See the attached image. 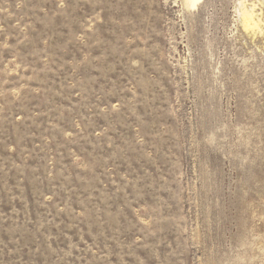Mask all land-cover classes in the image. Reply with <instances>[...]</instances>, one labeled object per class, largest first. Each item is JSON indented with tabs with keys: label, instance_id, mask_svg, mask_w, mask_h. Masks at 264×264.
<instances>
[{
	"label": "rangeland",
	"instance_id": "374dc122",
	"mask_svg": "<svg viewBox=\"0 0 264 264\" xmlns=\"http://www.w3.org/2000/svg\"><path fill=\"white\" fill-rule=\"evenodd\" d=\"M0 264H264V0H0Z\"/></svg>",
	"mask_w": 264,
	"mask_h": 264
},
{
	"label": "bare ground",
	"instance_id": "6f19581e",
	"mask_svg": "<svg viewBox=\"0 0 264 264\" xmlns=\"http://www.w3.org/2000/svg\"><path fill=\"white\" fill-rule=\"evenodd\" d=\"M187 1L191 6H194L201 0H187ZM259 14L256 12L254 5H252L250 8L244 7L242 9L241 17H242L243 27L245 28V30L253 33L257 32L258 30H261V24L263 22Z\"/></svg>",
	"mask_w": 264,
	"mask_h": 264
}]
</instances>
